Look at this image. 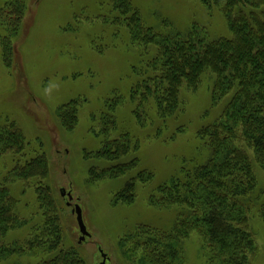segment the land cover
I'll use <instances>...</instances> for the list:
<instances>
[{
    "label": "rangeland",
    "instance_id": "obj_1",
    "mask_svg": "<svg viewBox=\"0 0 264 264\" xmlns=\"http://www.w3.org/2000/svg\"><path fill=\"white\" fill-rule=\"evenodd\" d=\"M101 1L26 0L15 30L0 25V39L11 47L10 63L6 64L0 46V125L13 121L22 130L29 148L27 156L44 152L49 164L45 183L56 201L62 246L77 249L85 264L102 261L99 249L107 255L106 264H139L141 243L138 241L137 245L130 232L138 224L171 228L176 206L158 208L149 202L150 196L178 171L183 160L202 162L207 158L209 150L197 132L221 114L227 99L212 102L213 77L204 76L194 89L182 85L181 110L175 117L165 123L155 121L139 126L129 94L139 75L134 69L140 68L151 52L133 44L123 26L104 21L111 3L103 0L105 4L101 5ZM129 1L140 11L144 22L157 31L167 30L166 19L179 32L197 23L205 26L214 38L231 35L221 11H209L200 0ZM4 2L0 0V8ZM115 94L122 97L115 109L118 131L137 139L139 169H147L152 175L149 182L136 183L135 198L130 204L113 201V195L129 175L88 180L90 167L97 161L85 153L101 145V136L91 131L95 123L91 117L103 111L105 101ZM71 99L80 100L77 124L66 130L60 124L57 109ZM248 153L257 198L256 209L247 217L255 245L248 264H264V220L257 212L264 200V170L257 165L250 149ZM13 159L22 157L13 158L9 152L0 156V183L13 166ZM8 187L17 199L18 215L35 219L37 201L32 184L27 186L15 180ZM61 188L71 194V200L60 196ZM75 204L80 206L90 233L81 242L73 211ZM28 231V226L10 230L6 241H21ZM206 244L197 232L191 231L179 244L182 264H206ZM39 260V255H13L0 260V264H36Z\"/></svg>",
    "mask_w": 264,
    "mask_h": 264
},
{
    "label": "trees",
    "instance_id": "obj_2",
    "mask_svg": "<svg viewBox=\"0 0 264 264\" xmlns=\"http://www.w3.org/2000/svg\"><path fill=\"white\" fill-rule=\"evenodd\" d=\"M25 1L5 0L0 8V25L15 30ZM108 1L111 5L104 21L123 26L133 44L151 52L142 66L134 69L139 75L129 94L139 126L155 121L161 124L175 117L181 110L182 85L194 89L204 76L213 77L211 101L227 99L221 114L197 132L209 150L207 158L202 162L183 160L178 171L150 194L153 206H176V215L169 229L147 224L132 229L130 238L140 241L142 247L137 262L182 264L180 241L195 231L207 243L206 264H248L255 245L247 217L257 202L248 149L264 170V0H200L209 11H221L231 34L215 38L205 26L191 23L189 29L179 32L166 19L167 30L157 31L144 22L129 0ZM0 46L3 62L9 64L10 43L0 39ZM115 95L105 101L103 111L91 117L95 121L91 131L101 136V145L85 153L97 161L90 167L88 180L129 175L113 201L130 204L136 183H147L152 175L147 169H139L137 139L118 131L115 109L122 97ZM79 103V99H71L58 107L64 129L72 130L77 124ZM28 151L24 134L13 121L0 125V156L9 152L13 158L22 157L13 159V166L0 183V260L13 255H39L36 264H85L77 249L62 246L56 201L45 183L49 164L44 152L27 156ZM15 180L32 184L37 201L35 219L22 218L16 212L17 199L8 187ZM257 212L264 220V200ZM26 226L29 231L21 241H6L10 230Z\"/></svg>",
    "mask_w": 264,
    "mask_h": 264
},
{
    "label": "water",
    "instance_id": "obj_3",
    "mask_svg": "<svg viewBox=\"0 0 264 264\" xmlns=\"http://www.w3.org/2000/svg\"><path fill=\"white\" fill-rule=\"evenodd\" d=\"M60 195L61 196H67V198L69 200L72 199L71 194L69 192L66 193V191L63 188L60 189ZM73 211H74V213L76 215L77 225H78L79 231L81 233V235L79 237V242H81V241L84 240L85 236H89L90 233L87 231L86 226H85V224L83 222L82 211H81V208H80V206L78 204L74 205V210ZM99 252H100V255L102 257V261L97 263V264H106V260H107L106 253L102 252L101 249H99Z\"/></svg>",
    "mask_w": 264,
    "mask_h": 264
}]
</instances>
